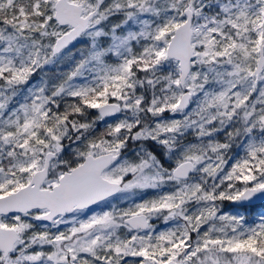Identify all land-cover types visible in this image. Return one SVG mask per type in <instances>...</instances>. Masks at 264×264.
<instances>
[{"label": "snow or ice", "instance_id": "obj_1", "mask_svg": "<svg viewBox=\"0 0 264 264\" xmlns=\"http://www.w3.org/2000/svg\"><path fill=\"white\" fill-rule=\"evenodd\" d=\"M257 202L264 0H0V264H264Z\"/></svg>", "mask_w": 264, "mask_h": 264}, {"label": "rangeland", "instance_id": "obj_2", "mask_svg": "<svg viewBox=\"0 0 264 264\" xmlns=\"http://www.w3.org/2000/svg\"><path fill=\"white\" fill-rule=\"evenodd\" d=\"M63 70L66 71L67 69H63ZM46 71H49V74H51V72H52L53 70H46ZM36 79L38 80V79H39V76H37ZM93 114H94V113H93ZM152 195H153V193L149 192L145 198H148V197H150V196H152ZM225 207H226V208L228 207L227 203H226ZM261 209H262V207L259 208V209H257V210H255V211H252L251 213H249V218H250L251 220H255L256 222H259V215H260V213H261ZM153 223H155V224H157V225L160 224L159 221H153Z\"/></svg>", "mask_w": 264, "mask_h": 264}, {"label": "trees", "instance_id": "obj_3", "mask_svg": "<svg viewBox=\"0 0 264 264\" xmlns=\"http://www.w3.org/2000/svg\"><path fill=\"white\" fill-rule=\"evenodd\" d=\"M99 128L102 129L103 125H100ZM261 207H264V204L255 206L252 211H255V210H257V209H259Z\"/></svg>", "mask_w": 264, "mask_h": 264}, {"label": "water", "instance_id": "obj_4", "mask_svg": "<svg viewBox=\"0 0 264 264\" xmlns=\"http://www.w3.org/2000/svg\"><path fill=\"white\" fill-rule=\"evenodd\" d=\"M258 204H264V203H262V202H257V204H256V205H258Z\"/></svg>", "mask_w": 264, "mask_h": 264}, {"label": "bare ground", "instance_id": "obj_5", "mask_svg": "<svg viewBox=\"0 0 264 264\" xmlns=\"http://www.w3.org/2000/svg\"><path fill=\"white\" fill-rule=\"evenodd\" d=\"M258 205H262V204H258ZM257 206V205H256Z\"/></svg>", "mask_w": 264, "mask_h": 264}]
</instances>
